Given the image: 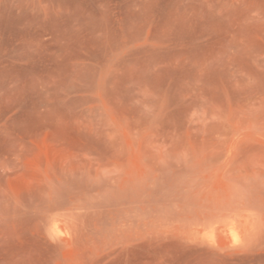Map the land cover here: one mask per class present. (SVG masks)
<instances>
[{
  "label": "rangeland",
  "instance_id": "obj_1",
  "mask_svg": "<svg viewBox=\"0 0 264 264\" xmlns=\"http://www.w3.org/2000/svg\"><path fill=\"white\" fill-rule=\"evenodd\" d=\"M0 264H264V0H0Z\"/></svg>",
  "mask_w": 264,
  "mask_h": 264
}]
</instances>
